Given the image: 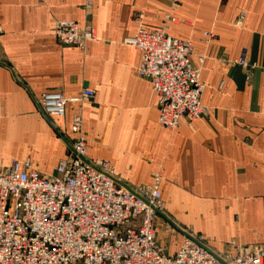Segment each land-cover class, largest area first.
I'll return each mask as SVG.
<instances>
[{
	"label": "crops",
	"instance_id": "crops-1",
	"mask_svg": "<svg viewBox=\"0 0 264 264\" xmlns=\"http://www.w3.org/2000/svg\"><path fill=\"white\" fill-rule=\"evenodd\" d=\"M138 14L151 31L171 17L168 35L192 44L208 116L173 132L159 123L158 97L127 43ZM59 21L94 28L96 38L84 51L60 46ZM207 32L216 36L210 44ZM245 54L248 69L232 64ZM84 89L94 99L68 103L64 118L52 123L40 112L42 94L74 100ZM77 114L90 160L108 161L131 187L160 178L157 226L169 255L188 232L219 254L264 245V0H0V169L29 159L54 175Z\"/></svg>",
	"mask_w": 264,
	"mask_h": 264
},
{
	"label": "built area",
	"instance_id": "built-area-1",
	"mask_svg": "<svg viewBox=\"0 0 264 264\" xmlns=\"http://www.w3.org/2000/svg\"><path fill=\"white\" fill-rule=\"evenodd\" d=\"M92 7L87 2L86 10ZM135 20L138 30L127 43L140 54L138 77L158 97L159 123L173 132L182 122L208 116L193 46L168 35L174 20L168 16L157 31L144 25L143 14ZM243 20L242 15L236 25ZM53 36L60 46L84 51L96 30L59 21ZM215 39L213 33L204 34L205 44ZM232 64L249 68L246 54ZM94 95L84 89L80 98L67 100L59 92L44 93L38 105L53 123L65 117L68 103L83 104ZM83 123L81 114L73 117L76 137L54 175L40 173L29 159L13 160L0 169V264H264V245L236 246L234 255L219 254L192 232L169 255L159 242L157 226L164 214L160 178L156 176L153 186L131 187L117 178L108 161L90 160ZM173 232L166 223L165 233Z\"/></svg>",
	"mask_w": 264,
	"mask_h": 264
}]
</instances>
